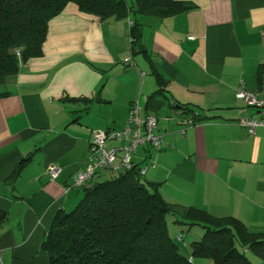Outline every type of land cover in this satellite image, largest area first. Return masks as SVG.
<instances>
[{
	"label": "crops",
	"instance_id": "obj_1",
	"mask_svg": "<svg viewBox=\"0 0 264 264\" xmlns=\"http://www.w3.org/2000/svg\"><path fill=\"white\" fill-rule=\"evenodd\" d=\"M179 1L192 8L164 19L137 16L141 44L168 80L157 110L145 108L157 84L145 55L131 52L130 17L101 20L73 2L50 19L42 55L0 85L8 92L0 97V210L8 214L0 264H46L41 242L58 210L80 198L78 189L65 188L87 165L93 130H122L133 101L157 118L163 140L159 149L145 144L133 154L134 164L146 167L143 178L158 182L179 211L233 216L250 232L264 233V126L250 133L239 123L261 114L236 97L239 88L264 97L257 83L264 0ZM171 103L192 110L183 114ZM193 117L200 120L186 125ZM51 164L60 167L54 180L46 173ZM178 224L168 218L181 252L193 264H212L191 257L190 243L204 229L191 225L193 234L184 239Z\"/></svg>",
	"mask_w": 264,
	"mask_h": 264
},
{
	"label": "trees",
	"instance_id": "obj_2",
	"mask_svg": "<svg viewBox=\"0 0 264 264\" xmlns=\"http://www.w3.org/2000/svg\"><path fill=\"white\" fill-rule=\"evenodd\" d=\"M69 2L101 20L130 17L131 52L145 55L157 84L145 108L162 106L168 80L141 44L142 24L137 16L164 19L192 8L179 0H0V85L29 58L42 55L50 19ZM257 83L264 87L263 64L257 70ZM7 94L0 92V97ZM170 107L183 114L192 110L186 104L171 103ZM30 159L31 155H26L17 169ZM138 167L107 170L111 174L101 179L102 170L77 188L82 191L78 201L70 209L58 210L43 237L46 264H193L169 235L170 216L176 223L204 229L202 237L190 243L191 257L206 258L212 264H254L245 253L247 249L264 260V233L250 232L233 216L218 217L194 207L177 210L162 197L158 182L141 178ZM7 219V212L0 210V228Z\"/></svg>",
	"mask_w": 264,
	"mask_h": 264
},
{
	"label": "built area",
	"instance_id": "obj_3",
	"mask_svg": "<svg viewBox=\"0 0 264 264\" xmlns=\"http://www.w3.org/2000/svg\"><path fill=\"white\" fill-rule=\"evenodd\" d=\"M127 61L128 59H125V62ZM236 97L247 105L257 107L261 114L258 120L243 117L239 123L250 133H253L257 126H264V97L259 98L254 92L244 88L238 89ZM128 113L126 125L122 130H93L87 165L74 174L71 183L65 188L66 191L83 187L102 170L118 172L132 169L135 166L133 154L139 146L148 144L154 149L161 147L163 140L162 135L156 132L157 118L152 114L143 113L138 101L131 102ZM193 123L191 118L185 121L186 125ZM109 142L113 145L108 146ZM151 166L154 167L155 164L152 163ZM145 171L146 167L139 169L141 175H144ZM59 172L60 167L56 164L49 165L46 170L50 180H54Z\"/></svg>",
	"mask_w": 264,
	"mask_h": 264
},
{
	"label": "rangeland",
	"instance_id": "obj_4",
	"mask_svg": "<svg viewBox=\"0 0 264 264\" xmlns=\"http://www.w3.org/2000/svg\"><path fill=\"white\" fill-rule=\"evenodd\" d=\"M102 176L100 177L101 179L106 178L107 176H109L111 174V172L107 171V170H103V172H101ZM116 174V173H115ZM143 180L144 178L141 177ZM79 195H82V191L81 189H78ZM170 218V217H168ZM178 226L180 227L179 230H181L179 233L182 234L184 236V239H186V237L190 234H193V230L191 231H187V226L183 225V224H178ZM247 256L251 259L252 263L257 264H264V260H262L261 258H259L258 256L252 254L251 252L247 253Z\"/></svg>",
	"mask_w": 264,
	"mask_h": 264
}]
</instances>
